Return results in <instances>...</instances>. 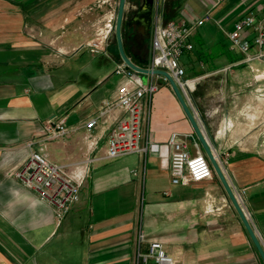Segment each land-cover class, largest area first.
<instances>
[{"label": "crops", "instance_id": "0c3cea01", "mask_svg": "<svg viewBox=\"0 0 264 264\" xmlns=\"http://www.w3.org/2000/svg\"><path fill=\"white\" fill-rule=\"evenodd\" d=\"M118 1L0 0V264H134L139 230L160 241L174 264H264L215 173L173 185L165 146L105 158L117 107L91 135L85 131L126 82L114 73L122 62L112 35ZM140 4L126 0V14ZM158 11L164 22L210 16L181 57L188 98L182 93L227 160L224 175L264 247V58L244 61L226 37L249 11L264 16V0H164ZM154 17L149 28L138 18L122 27L125 52L142 67L151 58ZM132 28L136 51L126 44ZM96 37L107 39L105 53L90 52ZM156 80L146 139L164 145L171 133H185L190 151L203 152L169 82ZM60 118L69 132L46 139V126ZM36 150L82 179L79 201L59 223L14 177Z\"/></svg>", "mask_w": 264, "mask_h": 264}, {"label": "built area", "instance_id": "2783aa9c", "mask_svg": "<svg viewBox=\"0 0 264 264\" xmlns=\"http://www.w3.org/2000/svg\"><path fill=\"white\" fill-rule=\"evenodd\" d=\"M163 1L157 0L152 25L151 58L145 68L168 72L186 95L189 80L185 77L181 57L193 49L191 37L194 30L209 20L210 16L205 14L192 23L182 19L164 22L158 14L159 5ZM226 37L230 48L244 55V61L264 58V16L260 17L254 11H249L233 23V27L226 32ZM107 45L105 37L104 39L96 37L88 43L93 54L105 53ZM252 50L253 53L250 52ZM114 73L120 75L126 82L118 86L115 100L104 102L98 116L90 118L83 125L85 131L91 135L111 109L117 107L121 110V115L115 119L109 130L105 158L113 159L131 154L146 156L148 153L158 152L161 146H165L170 149L169 173L173 185H187L212 178L214 171L207 156L201 151L195 153L190 151L188 145L190 135L173 132L164 145L146 139L144 126L147 122L149 102L159 89L156 79L160 78L167 83L166 77L161 74L137 72L123 61L116 66ZM45 132V138L51 139L67 134L69 130L64 125V119L60 118L54 125L48 124ZM217 161L221 168L227 163V160H222L220 156ZM14 177L24 189L33 193L53 210L58 223L80 199L82 179L70 176L63 165L51 162L41 151H31L14 172ZM236 197L239 200V194ZM134 264H174V259L165 251L160 241H146L144 231L139 230Z\"/></svg>", "mask_w": 264, "mask_h": 264}, {"label": "water", "instance_id": "95a60500", "mask_svg": "<svg viewBox=\"0 0 264 264\" xmlns=\"http://www.w3.org/2000/svg\"><path fill=\"white\" fill-rule=\"evenodd\" d=\"M141 4L138 7L136 11H132L130 14V17H126V0H119L118 1V9L114 24V36L115 41L118 49V53L122 59V61L131 69L143 73V74H161L164 77H166L167 81L169 82L175 96L177 97L182 109L184 110V113L188 120L190 121V124L192 126V129L199 141V144L201 146L202 151L207 156L212 169L216 176L219 178L220 182L222 183L228 197L230 198L232 204L234 205L236 211L238 212L247 232L250 235V238L252 239L255 247L257 248L259 254L261 255L263 261H264V247L261 244L259 238L257 237L254 228L252 227L251 223L249 222L248 218L246 217L242 206L240 205V202L236 195L234 194V191L232 190L231 186L229 185L224 172L219 165L217 158L218 154L215 151V148L213 147V144L211 143L210 136L204 131V129L201 127L200 123L198 122L194 112L190 108L186 98L184 97L182 90L178 87L174 79L171 77V75L161 69H147L145 67H142L135 63L125 52L124 44L122 40V27L123 25L131 26V22L135 20V18H138L141 20L146 28L150 27L152 17L155 12V0H140Z\"/></svg>", "mask_w": 264, "mask_h": 264}, {"label": "rangeland", "instance_id": "374dc122", "mask_svg": "<svg viewBox=\"0 0 264 264\" xmlns=\"http://www.w3.org/2000/svg\"><path fill=\"white\" fill-rule=\"evenodd\" d=\"M130 14H126V17H128ZM128 32L126 33V37H127V40H126V44H127V48L129 49V50H131V48H132V50H134V51H136V46L134 45V43L132 42V40L134 39V37H135V30H134V28H132L131 30H127ZM112 35H113V38H114V29H113V33H112ZM115 45H116V43H114ZM150 45V44H149ZM191 78H195V77H191ZM261 126H263L264 127V123H261ZM260 142H261V145L264 147V134H263V137H262V139L260 140Z\"/></svg>", "mask_w": 264, "mask_h": 264}, {"label": "flooded vegetation", "instance_id": "af4514ba", "mask_svg": "<svg viewBox=\"0 0 264 264\" xmlns=\"http://www.w3.org/2000/svg\"><path fill=\"white\" fill-rule=\"evenodd\" d=\"M134 22H135L134 20L131 22V26H132V24H134ZM132 27H133V26H132Z\"/></svg>", "mask_w": 264, "mask_h": 264}, {"label": "trees", "instance_id": "16d2710c", "mask_svg": "<svg viewBox=\"0 0 264 264\" xmlns=\"http://www.w3.org/2000/svg\"><path fill=\"white\" fill-rule=\"evenodd\" d=\"M114 43H115V39H114V41H113ZM124 44V43H123ZM125 49V48H124ZM133 60V59H132ZM134 61V60H133ZM135 62V61H134ZM136 63V62H135Z\"/></svg>", "mask_w": 264, "mask_h": 264}]
</instances>
